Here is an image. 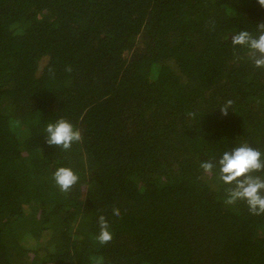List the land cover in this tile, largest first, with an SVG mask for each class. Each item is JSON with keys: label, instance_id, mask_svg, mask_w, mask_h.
<instances>
[{"label": "trees", "instance_id": "1", "mask_svg": "<svg viewBox=\"0 0 264 264\" xmlns=\"http://www.w3.org/2000/svg\"><path fill=\"white\" fill-rule=\"evenodd\" d=\"M260 23L258 0H0V264H264V214L200 166L264 154V68L231 43Z\"/></svg>", "mask_w": 264, "mask_h": 264}, {"label": "clouds", "instance_id": "2", "mask_svg": "<svg viewBox=\"0 0 264 264\" xmlns=\"http://www.w3.org/2000/svg\"><path fill=\"white\" fill-rule=\"evenodd\" d=\"M258 4L264 7V0H258ZM233 47H244L247 56L256 68H264V23L257 26V33L253 35L249 31H239L231 36ZM71 71V69H67ZM232 101L228 100L220 108L224 116L228 115ZM45 142L49 146H59L62 151L71 149L74 142L81 141V132L69 121L61 118L54 123H49L45 129ZM219 166V180L228 185L225 203L235 204L237 201H245L252 215L264 214V176L253 173L264 172V154L254 149L249 144H240L231 151L224 152L217 161L201 163L205 173H211ZM53 180L61 191H69L79 180V177L71 168L59 167L53 173ZM113 215L119 217L118 208L113 209ZM99 234L97 240L100 244H107L112 240L109 224L104 215L98 218Z\"/></svg>", "mask_w": 264, "mask_h": 264}]
</instances>
